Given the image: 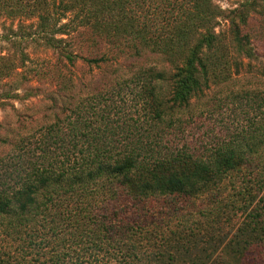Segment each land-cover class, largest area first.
Wrapping results in <instances>:
<instances>
[{"label": "trees", "instance_id": "trees-1", "mask_svg": "<svg viewBox=\"0 0 264 264\" xmlns=\"http://www.w3.org/2000/svg\"><path fill=\"white\" fill-rule=\"evenodd\" d=\"M263 5L262 0H242L229 9L218 0H0V13L36 20L39 37L71 62L76 54L63 47V35L82 28L126 60L146 51L163 55L170 71L133 61L127 66L147 119L162 124L167 114L158 84L169 80V108H180L211 82L239 71L243 58L255 56L245 26ZM68 14L70 21L61 24ZM222 20L229 23L226 32L216 31ZM130 83L117 81L121 89ZM75 111L78 118L67 128L56 123L49 128L63 144L68 129L73 140L67 145L74 150L67 152L66 146L63 156L44 150L30 168L15 169L12 183L0 180V235L7 240L0 264H229L227 253L237 257L231 264L257 263V258L250 262V253L264 248V216L247 224L248 234V222L242 221L244 232H235L215 253L200 247L202 236L179 220L182 208L169 204L209 197L228 171L245 167L250 160L239 145L225 140L210 155L198 156L143 139L136 126L137 138L121 140L112 151L109 136L82 118V107ZM258 130L263 138V121ZM254 131L246 138L249 148ZM252 160L262 172L264 161ZM169 216L179 221L171 225Z\"/></svg>", "mask_w": 264, "mask_h": 264}, {"label": "rangeland", "instance_id": "rangeland-1", "mask_svg": "<svg viewBox=\"0 0 264 264\" xmlns=\"http://www.w3.org/2000/svg\"><path fill=\"white\" fill-rule=\"evenodd\" d=\"M241 1L218 0V3L229 9ZM263 7L250 13L245 26L251 46L256 45V53L243 58L239 71L234 69L229 78L211 82L188 106L180 108H169L172 105L168 101L172 90L169 80L158 84V96L167 114L162 124L147 119V110L136 95L137 81L130 83L127 66L133 61L170 71L171 65L163 55L146 51L138 58L126 60L103 40L81 33L82 28L63 35V47L76 54L71 62L39 37L36 20L17 16L9 19L0 13V180L12 183L15 169L30 168L32 161L42 160L44 150L63 156L67 143L73 140L71 132L66 129V144L56 143L49 128L55 123L67 128L78 118L76 106L82 107V118H87L99 135L109 136L111 148L117 143L119 146L121 140L137 138L136 126L143 139L159 140L163 148H183L198 156L210 155L225 140L239 145L241 153L250 160L247 166L228 171L209 197L185 201L177 198L176 203L169 200V204L182 208L183 216L179 220L202 236L200 247L207 246L216 250L215 253L222 250L235 232H244L239 228L242 221L248 222L245 224L248 234L247 224L264 216V168L257 172L252 160L259 157L264 161V137L259 130L256 132L262 121L264 124ZM19 9L16 7L14 11ZM70 19L68 14L60 23ZM32 22L35 24L30 26ZM228 25V21L222 20L216 31L226 32ZM121 78L127 79L130 87L123 84L121 89L117 85ZM252 131L256 137L249 148L245 142ZM72 150L73 145H69L67 152ZM110 185L115 187L116 180ZM166 219L171 225L179 221L171 216ZM251 233L258 234L253 230ZM5 239L0 235L2 251ZM251 250L250 262L255 263L257 258L256 264H264V248L257 246ZM227 256L229 264L235 263L236 256L228 253Z\"/></svg>", "mask_w": 264, "mask_h": 264}]
</instances>
